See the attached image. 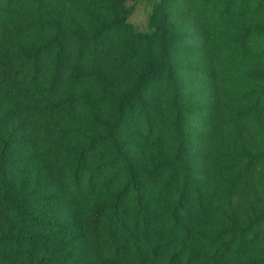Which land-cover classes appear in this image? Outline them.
Listing matches in <instances>:
<instances>
[{"label":"trees","instance_id":"trees-1","mask_svg":"<svg viewBox=\"0 0 264 264\" xmlns=\"http://www.w3.org/2000/svg\"><path fill=\"white\" fill-rule=\"evenodd\" d=\"M0 0V264H264V0Z\"/></svg>","mask_w":264,"mask_h":264},{"label":"rangeland","instance_id":"rangeland-1","mask_svg":"<svg viewBox=\"0 0 264 264\" xmlns=\"http://www.w3.org/2000/svg\"><path fill=\"white\" fill-rule=\"evenodd\" d=\"M134 10L129 20L138 27L139 30L146 29L148 15L151 11L152 0H132Z\"/></svg>","mask_w":264,"mask_h":264}]
</instances>
